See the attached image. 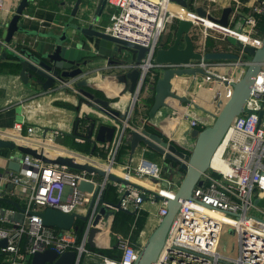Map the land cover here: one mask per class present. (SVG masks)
Listing matches in <instances>:
<instances>
[{"label": "built area", "instance_id": "1", "mask_svg": "<svg viewBox=\"0 0 264 264\" xmlns=\"http://www.w3.org/2000/svg\"><path fill=\"white\" fill-rule=\"evenodd\" d=\"M6 4V0H0V10L5 9ZM173 6L172 0H107L110 23L104 30L114 36L148 47L143 63L137 64L135 60L130 59L118 63L107 61L102 66H91L83 74L59 83L56 89L76 90L79 80L91 74L127 72L138 67L143 68V73L153 79L156 74L154 68L202 67L208 72H214L220 67L231 66L245 69L248 66L250 60L243 58L208 60L203 57L201 60L192 59L188 63L156 62L154 56L157 48L161 47L162 36L167 26L176 17ZM262 13H264V0L255 4L251 13L238 18L235 27L230 25L223 27L208 17H200L202 20L209 19L221 26L222 29H219L200 21V18L199 20L194 18L196 24L192 36L196 50L203 55L208 52L207 38L213 35L217 38L221 36L222 39L232 37L244 44L259 46L262 37L257 35L256 24L257 14ZM83 37L89 39L88 36ZM89 40L85 42L86 48L97 50L96 44ZM229 43L231 48L238 47L237 43L231 41ZM240 50L238 54L244 53L242 48ZM236 80L235 78L228 80L227 88L230 92L231 84ZM145 86L147 85H144V88ZM140 95L141 92H137L132 98L125 119L111 118V123L116 126L112 142L97 144L108 150L107 158L58 144L56 140L61 135L58 131L46 133L45 136L38 138L39 142L34 145L50 156H70L76 163L96 166L106 170L108 174L102 176L96 171L90 173L86 170L72 169L66 165L47 163L29 155L22 161L20 171L0 172V196H6L8 189L12 186L25 184L29 187L23 222L15 220L14 225L0 226V239L8 238V245L0 249V254L5 255L0 264H31L35 253L47 249H54L60 254L68 250H76L79 253L76 264H81L84 255L97 252L88 245V238L93 227L107 231L111 238H114L113 248L120 253V258L116 260L97 252L104 264H134L143 241L139 240L140 244H138L130 237L113 234L111 220L114 219L108 221L106 214L100 211L101 206L115 208L103 199L107 185L113 183L117 187L119 202L124 210L137 213L143 209L146 200L159 203L158 222H160L168 213V199L175 197L182 180L178 181L174 176H165L162 164L148 158L143 152L136 163L130 161L124 165L125 172L128 176L150 178L156 184L158 183L157 188L146 190L133 182L125 185L109 177V173L121 176L115 168L118 164H122L118 160V152L128 130H140L143 127L131 122L134 109L140 101ZM190 106L192 105L185 104L187 109ZM263 110L264 65L256 77L244 111L236 117L221 143L224 144L222 155L228 169L221 170L211 164L210 169L204 174V183L196 185L192 197L183 201L167 233L164 248L153 264H264V209L255 202L256 198L264 193V113L262 116L260 114ZM183 117L189 119L191 126L201 125L198 119L190 117L189 110H186ZM14 128L22 131L24 122H17ZM27 132V135L19 134V136L33 141L35 127L28 126ZM0 137L16 141L18 139L11 131L4 129H0ZM77 140L83 141L84 137L79 136ZM53 149L67 153L58 152L53 155L51 153ZM81 180L89 181L98 188L95 199H93V193H88L79 187ZM48 206L66 213L87 215V225L82 239H79L75 226L71 229L47 226L40 215L33 213ZM1 208L2 206H0L1 220L9 221V215H16L14 209L7 210L4 215H1ZM99 214L100 218L95 224ZM225 226L231 227L233 233L237 235L239 245L238 254L235 256L223 253L220 249L221 234Z\"/></svg>", "mask_w": 264, "mask_h": 264}, {"label": "water", "instance_id": "2", "mask_svg": "<svg viewBox=\"0 0 264 264\" xmlns=\"http://www.w3.org/2000/svg\"><path fill=\"white\" fill-rule=\"evenodd\" d=\"M172 1L178 3L183 9H189L188 12L192 16L191 18L179 17L174 41L167 47L157 48L154 56L156 62L161 64L188 63L192 59L201 60L203 57L208 60H239L243 58L241 54L236 52L222 50L208 51L203 55L202 52L196 50L195 40L192 36L196 24L195 15L208 17L223 27H229L233 11L231 6L225 7L222 15L216 17L201 6L197 7L196 10H192L190 8L191 0ZM30 2L31 0H21L13 17L6 23H0V63L6 61L18 64L20 67L18 74L25 83H34L36 88L49 90L59 82H65L70 78L83 74L86 69L91 67L94 60L100 56L110 59L111 63L128 61L130 56H134L137 64L143 63L148 47L114 36L99 26L100 17L107 5V0H98L93 18L82 21L77 19L84 0H75L68 21L64 24L61 32L54 30L41 32L38 29L28 28L24 24L23 15ZM87 20L89 21L86 23ZM19 32L40 35L51 39V41L47 45L30 47L24 40L17 38ZM82 36L91 38L96 44L97 50L86 48L84 41L80 38ZM237 46L244 50V56L250 57V63L244 69L240 78L232 82L229 97L218 102L217 111L212 113L214 121L203 129L194 128L193 136L196 140L191 153H186L175 142H170L162 135L145 127L140 130H128L125 136V140L130 143L132 155L138 147L146 146L160 154L166 161L171 164L176 163L184 170V176L175 197L168 199V213L147 237L134 264H153L158 260L166 243L167 233L172 221L178 214L183 201L192 197L196 185L204 183V174L210 169L212 159L226 132L236 117L244 111L247 100L253 91L256 77L264 65V35L259 46L244 44L240 41H237ZM154 69L158 78L153 80V83L149 86L150 96L153 98L149 108L150 118L156 117L162 108L168 107L170 99L206 110L190 96V91L199 76H209L228 82L226 78L208 72L202 67ZM143 72V68L138 67L119 75L104 76L103 82L87 78L77 83L78 90L84 98L79 110V119L85 116L89 120L86 137L94 142V149L98 143L112 142L116 126L107 122L106 118L125 119L131 104L129 101L126 106L122 107L119 103H115L116 100L114 99L117 98L114 97H119V94L125 89L132 98L135 97L137 92L142 91L144 85L147 84V77H149ZM185 76L191 77V82L187 94H181L175 87L174 81ZM116 85H118L117 90H112L113 92H109V95L99 96L95 92L96 90L99 91L100 88L110 90L111 87ZM86 107L95 108L99 111V114H89L86 112ZM263 113L264 110L260 113L261 116ZM78 127L79 121L73 132L70 133L79 134ZM0 148L12 151L8 163L9 170L20 171L22 161L29 155L47 163L66 165L69 168L86 170L90 173L96 171L102 176L108 174L106 170L96 166L76 163L70 156H50L43 149L17 142L14 139L0 137ZM91 154H93V151ZM109 177L111 180L122 182L125 185L132 183L129 179L114 173H109ZM79 187L88 193H93V199H95L98 188L93 183L81 180ZM158 198L163 197L158 196ZM263 199L264 193L256 198V204H260ZM0 201H6L16 208V215H9V218L23 222L25 209L19 202L6 196H0ZM112 205L115 206L114 209H109L108 206H101L100 208V211L106 214L108 221L114 219L118 210H124L120 202ZM1 210V215H4L6 209L1 208ZM127 211L135 213V211ZM33 213L40 215L45 225L60 229L73 228L77 219L88 220L87 215L66 213L51 206L43 210L33 211ZM99 218L100 214L97 216L95 224ZM111 221L113 222V220ZM7 245L8 238H1L0 249ZM88 245L100 249L111 248V235L107 231L93 227L88 238ZM78 259L79 253L76 250H68L60 254L54 249H47L35 253L31 264H76Z\"/></svg>", "mask_w": 264, "mask_h": 264}, {"label": "crops", "instance_id": "3", "mask_svg": "<svg viewBox=\"0 0 264 264\" xmlns=\"http://www.w3.org/2000/svg\"><path fill=\"white\" fill-rule=\"evenodd\" d=\"M261 0H191L190 8L192 10H196L197 7L201 6L206 9L209 13L216 17H220L223 13V9L225 7L231 6L233 11L230 17V26L235 27L237 24V19L243 17L252 12V8L255 4L259 3ZM21 0H6V7L3 10H0V23L8 22L13 15L15 14L18 5ZM98 0H84L82 7L79 12L78 21H82L84 19L93 18ZM71 0H31L30 5L27 7L23 20L24 24L30 29H38L41 32H47L50 30H54L56 32H61L64 27V24L68 21L70 16V11L72 8ZM174 6L176 8H182L178 3L174 2ZM192 6V7H191ZM107 5L100 17V23L103 22L104 15L109 14V10H107ZM188 12L189 9H183ZM188 18H191V14L188 12ZM198 16V15H197ZM179 17H184L176 12V17L171 22L170 30L164 35V37L169 38L172 36V42L175 39L176 27L178 24ZM200 17V16H198ZM108 19V18H107ZM193 19V18H192ZM175 24L174 30L173 25ZM222 29V28H219ZM258 35V33H257ZM263 37V35H258ZM218 44V50L222 51H231L236 53L241 52L240 47L231 48L229 40L226 38L222 39L220 37L211 36ZM17 38L19 40H24L26 44L30 47H40L41 45H47L51 39L44 38L40 35L36 34H26L23 32H19L17 34ZM85 42L89 40L92 42L91 38L80 37ZM163 39V38H162ZM97 41V40H96ZM171 44V43H170ZM162 47V42H161ZM214 51V50H213ZM1 53V49H0ZM243 59L250 60V58H245L244 53H241ZM130 60H134V56H130ZM107 61L110 62V59L100 56L96 60H94L93 66H102ZM4 62V61H2ZM1 62V63H2ZM0 63V64H1ZM3 65L0 68V129L9 130L14 134L15 138L18 142L26 144V145H36L41 136H45V134H50L54 131H58L61 133L57 138V143L62 144L60 140H62L64 134H70L75 128V122L77 116H79V112L77 110L65 107L60 105L59 103H69L74 106H78V104L84 100L82 98L78 87L76 85V90L67 88V89H56L58 87L57 83L49 90H43L36 88L34 83L27 84L25 83L18 73H13L9 71L7 68L2 69ZM221 74L223 77L225 76L227 80L231 78H235V80L241 76L244 72V68H236L231 66L220 67ZM122 72H105L98 73L93 76H89L91 80H95L98 82L104 81V76L108 75H119ZM185 76L174 81L175 87L181 94H187V88L185 87L191 81V77ZM84 78V79H87ZM83 80V79H82ZM218 80V79H217ZM224 83V87L227 88V83L219 80ZM183 85H181V84ZM177 84V85H176ZM179 85V87H178ZM197 86V85H196ZM112 88V89H111ZM110 90L98 89L104 96L109 92H113L112 90H117L118 85L111 87ZM202 90V89H201ZM200 89L195 90L192 96V99L197 102L200 106L206 108L203 110L202 108H198L196 106H190L189 109L185 107V104H181L175 99L169 100V106L162 108L161 111L158 112L156 117L148 118L141 115L139 118L140 125L143 127L144 124L148 121L154 128L159 130L163 137L170 142H175L181 147V149L192 150L195 144V137L193 136V130L197 126H191L189 119L183 117L186 113V110H189L190 117L198 119L200 124L203 126L210 125L214 121L213 112H216L218 107H214L213 101L211 98L206 97V89L201 91ZM109 95V94H108ZM151 90L150 88L146 90V94L143 95L142 99V110H148V103H144L147 99L151 98ZM117 98V99H114ZM111 98L112 100H116L115 103H119L122 107L126 106V104L132 100V96L127 93L126 89L119 94V97ZM131 98V99H130ZM82 99V100H81ZM186 109V110H185ZM91 109L86 107V112L91 114ZM94 115L99 114V111L94 110ZM107 122H112L111 118H106ZM17 122H24V129L19 131L14 128V125ZM200 125V126H201ZM28 126L35 127V139L33 141L27 140L23 137H20L19 134L27 135ZM131 149V148H130ZM151 150L146 146H140L136 150V152L132 155L131 150L125 155L123 158L122 164H118L115 168V171L119 173L121 176L126 175V178L130 179L136 185H139L141 188L146 190H153L158 187V183L154 182L150 178H140L137 176H128L126 174V170L124 169V165L128 164L130 161L136 163L139 159L142 152L147 156ZM12 151L6 148H0V172H5L9 170V160ZM162 166L164 168V175L172 177L174 176L178 181H180L184 172L181 170L180 166H174L170 162L166 161L163 157ZM168 163V164H167ZM29 187L28 185L22 184L18 186H12L8 189L6 193V197H9L22 206V202L26 203V196L28 194ZM260 191V190H258ZM159 203H152L149 201H145L143 204V209L149 212L148 220L144 230L141 233L140 240H144L147 238V235L150 233L151 229L154 227V223L159 221L158 218V209ZM24 207V206H22ZM4 208V207H2ZM7 210H11L10 208ZM16 210V208L14 209ZM13 219L10 218L9 221L1 220L0 222L9 223L14 225ZM8 225V226H11ZM93 248V247H92ZM118 250H114L112 253L117 255ZM103 260L97 252L84 255L81 260V264H102Z\"/></svg>", "mask_w": 264, "mask_h": 264}, {"label": "trees", "instance_id": "4", "mask_svg": "<svg viewBox=\"0 0 264 264\" xmlns=\"http://www.w3.org/2000/svg\"><path fill=\"white\" fill-rule=\"evenodd\" d=\"M192 7V6H191ZM175 28V24L173 25V30ZM256 30L258 35H264V13L262 14H257V24H256ZM170 43H172V36H169V38L163 37L162 39V47H167L168 45H170ZM206 46L207 49L209 51H213V50H218L220 49L217 42L211 37L209 36L207 38V42H206ZM11 59L13 57H10ZM2 69L7 68L9 71L13 72V73H19V65L13 62H2L0 64V68L1 66ZM151 76L148 77V82L152 81ZM158 78V75L156 74L153 77V80H156ZM150 79V80H149ZM153 83V81L151 82ZM97 95L99 96H103V94L100 91H95ZM153 98H149L146 101H144V103L146 104V102L149 104L148 107L150 106V104L152 103ZM142 102L143 100H140L138 102V104L136 105L135 109H134V113L133 116L131 118V122L133 124H139V118L141 115L145 116L148 118V121L150 119L149 116V108L148 110L143 111L142 110ZM62 106L77 110L79 112L80 110V105L79 106H74L72 104L69 103H59ZM79 121V127H78V132L79 134H64L62 140H60V142L62 143V145L67 146L69 148H73L75 150L81 151V152H85V153H92L94 155H100L103 158H107V152L108 150L99 146H96V148L94 149V142L86 137V133H87V129H88V124H89V120L84 116L82 118L79 119V116H77L76 118V122H75V126L77 125ZM146 122L144 124L145 128H147L148 130L158 133L160 135L161 132L159 130H157L156 128H154L149 122ZM206 126H198L199 129H203ZM84 137L83 141H79L77 140V137ZM163 136V135H162ZM131 146L130 143L128 142V140H125L124 143L121 145L119 152H118V160L122 161L123 158L125 157V155L129 152ZM181 149V147H180ZM183 151H185L186 153H191V150H185V149H181ZM174 166H177L178 164L176 163H172ZM181 168V167H180ZM181 170H183L181 168ZM184 172V170H183ZM103 199L106 202L112 203V204H116L119 202V193L117 191V187L113 184V183H109L104 191L103 194ZM21 202V201H19ZM22 206H25V203L22 202L21 203ZM0 206L7 208V209H15L14 206H12L10 203L6 202V201H0ZM148 216H149V212L142 209L137 213H130L127 210H118L113 223H112V232L113 234H122L125 237H130L131 240L133 242L138 243L140 240V236L142 231L144 230L147 220H148ZM11 225L9 223H3L0 222V226H8ZM87 225V221L83 220V219H77L76 224H75V229L78 233L79 239L81 240L85 231ZM114 239V238H113ZM140 244V243H138ZM94 251L99 252L102 255L105 256H109L112 257L116 260H118L120 258V253L117 252V255H114L112 252L115 250V248H108V249H100V248H93ZM5 255L4 254H0V261L4 260Z\"/></svg>", "mask_w": 264, "mask_h": 264}, {"label": "rangeland", "instance_id": "5", "mask_svg": "<svg viewBox=\"0 0 264 264\" xmlns=\"http://www.w3.org/2000/svg\"><path fill=\"white\" fill-rule=\"evenodd\" d=\"M71 1H72V4L71 5L73 6V3H74L75 0H71ZM103 19H105V20L100 23V26L104 29V28L107 27V25L110 23V21H109V17H107V14L104 15ZM171 25L172 24H169L167 26V29L165 31V34L170 30ZM214 34H216V32H214ZM227 40H229V41H231V42H233L235 44L237 43V40L235 38H232V37L227 38ZM245 58L248 59L250 57L245 56ZM106 60H107V58H106ZM215 70H214L215 72H211V73H213L215 75L220 74L221 69L220 70L215 69ZM93 75H96V74H91L90 76H93ZM221 75L223 77V74H221ZM218 76H220V75H218ZM85 78H87V77H85ZM223 78H226V77L224 76ZM217 79L218 78H212V77H209V76H203V75L202 76H199L198 79H197V81L194 83V86L192 87L190 93H192V96H193V93H194L195 90H198V89L201 90L202 89L201 91H204L206 89V91H207V93L205 94L206 97L209 98V99L211 98V100L213 101L214 107H218V102L219 101H222V100H226L229 97L230 91L228 90V88L224 87V83L223 82H221V81H219V79L218 80ZM81 80H79V81H81ZM152 81H153V79H152ZM152 81H149L148 82V80H147V84L146 85L148 86V85L152 84L151 83ZM190 82L186 83L187 85L185 87L187 89H188V87L190 85ZM147 86H145V88L143 87V90L140 91L141 92V95L139 97L140 100L144 99L142 97H143V95L146 94V87ZM82 98H83V96H82ZM81 102L78 104V106L80 105V107H81ZM89 108L95 110V108H92V107H89ZM94 110H91V114H94L93 113ZM147 157L148 158H151V159H153L155 161H158L159 163L162 162V159H161L162 156L160 154H158L157 152H154L152 150L148 153ZM66 190L67 191L69 190V187L68 186L66 187ZM260 206L264 209V199L261 201ZM259 213L262 214L261 212H259ZM158 223H159L158 221H156L154 223V227L151 229L150 233L154 230V228L158 225ZM150 233L147 235V237L150 235ZM146 239L144 240V242L146 241ZM142 241H143V239H142ZM113 245H114V239L111 238V248L113 247ZM238 245H239L238 238H237V235H235L233 233V229L231 227L225 226L224 229H223V232L221 234V242H220V249H221V251L223 253L231 254V255L235 256V255L238 254ZM102 264H104V263L102 262Z\"/></svg>", "mask_w": 264, "mask_h": 264}, {"label": "bare ground", "instance_id": "6", "mask_svg": "<svg viewBox=\"0 0 264 264\" xmlns=\"http://www.w3.org/2000/svg\"><path fill=\"white\" fill-rule=\"evenodd\" d=\"M174 8V9H173ZM173 10H175L178 14H180V15H182V16H184V17H186V16H188L189 14H188V12H186V11H184L183 10V8H176V6H173ZM195 17V19H198L199 20V18L200 17H198V16H194ZM202 19L200 18V21H201ZM202 21H204L205 23H207L208 25H212V26H214V27H216V28H222L221 26H219V25H216L213 21H211V20H209V19H206V20H202ZM215 72V71H214ZM218 74V73H217ZM218 75H220V76H222L221 75V73L220 74H218ZM217 75V76H218ZM177 85V84H176ZM178 87H179V85H178ZM223 151H224V144H221L220 145V147L217 149V151H216V153H215V155H214V157H213V159H212V164H213V166H215V167H217V168H219V169H221V170H227L228 168H227V165H226V163L224 162V160H223ZM60 153V154H66L67 152L66 151H63V150H56V149H53V150H51V153L53 154V155H56L57 153ZM120 173V172H119ZM121 174V173H120ZM123 177L124 178H126V175H123Z\"/></svg>", "mask_w": 264, "mask_h": 264}, {"label": "flooded vegetation", "instance_id": "7", "mask_svg": "<svg viewBox=\"0 0 264 264\" xmlns=\"http://www.w3.org/2000/svg\"><path fill=\"white\" fill-rule=\"evenodd\" d=\"M164 35H165V33L163 34V36H162V37H164Z\"/></svg>", "mask_w": 264, "mask_h": 264}]
</instances>
